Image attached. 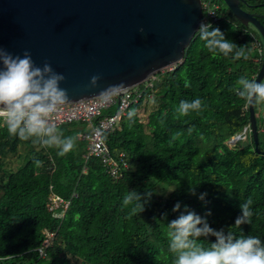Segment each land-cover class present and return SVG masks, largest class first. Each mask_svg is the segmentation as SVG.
I'll return each mask as SVG.
<instances>
[{
    "label": "trees",
    "instance_id": "1",
    "mask_svg": "<svg viewBox=\"0 0 264 264\" xmlns=\"http://www.w3.org/2000/svg\"><path fill=\"white\" fill-rule=\"evenodd\" d=\"M212 1L219 5L213 25L243 55L210 53L197 33L181 63L156 74L152 87H145L146 82L138 86L145 95L156 89L158 98L146 124L137 115L139 105H133L132 121L126 114L118 128L104 134L112 156L122 153L128 163L120 179L113 181L98 159L83 157L86 143L77 135L88 131L86 124L58 128L75 138L73 149L63 156L55 148L9 136L0 127V264H172L167 221L177 215L171 211L177 201L200 214L210 208L214 228L229 227L237 235L264 240V119L256 114L260 103L254 105L257 145L251 132L235 147L227 144L250 126L248 104L237 94L238 78L255 79L262 38L254 27L239 22L222 0ZM240 7L258 15L264 27V0H244ZM197 97L201 110L174 118L180 100ZM20 147L26 149L23 156ZM9 155L23 164L7 168ZM190 184L208 193L206 206L189 194ZM132 189L153 192L142 212L134 205L122 206ZM52 195L69 203L61 218L48 210ZM249 199L251 222L237 227L239 205ZM48 234L52 238L45 247Z\"/></svg>",
    "mask_w": 264,
    "mask_h": 264
},
{
    "label": "water",
    "instance_id": "2",
    "mask_svg": "<svg viewBox=\"0 0 264 264\" xmlns=\"http://www.w3.org/2000/svg\"><path fill=\"white\" fill-rule=\"evenodd\" d=\"M222 2L262 38L259 82L264 79V27L258 15L240 7L244 0ZM202 16L201 0H0V47L21 56L27 50L37 65L47 62L63 73L65 104L101 97L114 85H122L112 94L119 99L182 62ZM93 75L100 77L95 86ZM248 112L257 145L254 105L248 104Z\"/></svg>",
    "mask_w": 264,
    "mask_h": 264
},
{
    "label": "clouds",
    "instance_id": "3",
    "mask_svg": "<svg viewBox=\"0 0 264 264\" xmlns=\"http://www.w3.org/2000/svg\"><path fill=\"white\" fill-rule=\"evenodd\" d=\"M196 31L199 41L210 53H219L224 57L232 53L234 58L243 55L225 32L211 21L201 20ZM99 79V75L91 76L90 84L95 86ZM64 80V74L55 71L49 63L37 65L27 50L21 56L0 47V127L5 128L9 136L30 140L44 148H55L60 156L68 153L75 145V138L64 136L50 122L59 107L69 101L67 90L61 87ZM238 83L240 87L237 94L247 104L264 103V80L257 82L241 75ZM188 86L185 81V87ZM120 87L122 85L111 86L100 95L106 98ZM201 108L199 97L182 99L175 108L174 118L179 119ZM135 115V109H130L127 112L128 120L132 121ZM197 185L190 184L189 194L206 206L209 203L208 193L197 192ZM152 195L153 192L147 190L143 193L129 190L122 199V206L134 205L142 212ZM251 205L250 199L240 203V212L234 225L239 227L251 222L254 214ZM171 211L177 214L174 219L167 221V247L173 254L172 264H264V240L259 236L237 235L229 227H212L209 222L212 215L210 208L205 207L204 213L200 214L177 201ZM162 216L166 219L167 213ZM211 237L214 240H210ZM201 239L208 241L207 245Z\"/></svg>",
    "mask_w": 264,
    "mask_h": 264
},
{
    "label": "built area",
    "instance_id": "4",
    "mask_svg": "<svg viewBox=\"0 0 264 264\" xmlns=\"http://www.w3.org/2000/svg\"><path fill=\"white\" fill-rule=\"evenodd\" d=\"M218 7L219 5L213 3L212 0L202 1V20L214 23L217 20L216 11ZM257 51L262 55V48H258ZM153 77L149 79L152 83L149 80L146 81L145 84L149 82V86L146 87L153 86ZM144 95L145 90L136 87L124 92L119 99L116 96L110 95L106 98L97 97L64 104L51 117L50 122L54 123L57 128L70 123L86 124L88 131L77 135L79 141L86 143V151L83 157L85 159L90 157L98 159L105 173L115 181L120 179L124 172L128 170V163L122 153L118 154L116 158L112 156L110 149L105 143L104 134L118 128L120 120L127 114L131 106L138 105L143 100ZM109 110H112L111 113H108ZM247 132H250L249 126L244 128L242 133L236 136L235 140H244ZM242 137L243 139H241ZM68 204L67 201L59 196L52 195L48 204V210L53 212L55 217L61 218L62 216H57L55 213L57 211L64 212ZM51 238L52 234H48V240L43 243L45 247L48 246ZM38 251L40 257H42L41 255L44 253L43 249H39Z\"/></svg>",
    "mask_w": 264,
    "mask_h": 264
},
{
    "label": "rangeland",
    "instance_id": "5",
    "mask_svg": "<svg viewBox=\"0 0 264 264\" xmlns=\"http://www.w3.org/2000/svg\"><path fill=\"white\" fill-rule=\"evenodd\" d=\"M201 1H205V0H201ZM160 73H163V72H160ZM154 80L156 81L157 78L154 76L153 77ZM153 80V81H154ZM264 80V79H263ZM148 81V80H147ZM152 83V82H150ZM146 86H149V82L148 84L145 85ZM155 93H156V89H154L152 91V93L150 94H146L144 95V98L143 100L138 104L139 105V108L136 110L137 112V115L139 117V119L141 120V122H143L144 124H146L147 120H148V115L149 113L157 106L158 102H157V96H155ZM260 112L259 110H257L256 114H257V117H260L262 116L261 118L264 119V103H260ZM257 120H259V118H257ZM145 131H147V128H145ZM243 139V137L241 138ZM240 139H237V140H233L232 138L227 142L228 146L233 148L235 147V145L238 144V142H242L243 140H240ZM24 153H26V149L24 147H20L18 149V154H20V156H23ZM20 159L17 158L16 155H9L6 159V163H7V168L11 169V170H14V169H17V165H22L23 162H20L19 161ZM18 165V166H19ZM160 191H159V194L160 195H163L165 196L166 195V191H162L161 188H158ZM57 216H63L64 212L63 211H57L55 213ZM42 258H44V253H42Z\"/></svg>",
    "mask_w": 264,
    "mask_h": 264
}]
</instances>
